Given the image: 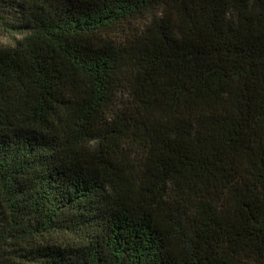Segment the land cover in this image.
Wrapping results in <instances>:
<instances>
[{"label": "trees", "instance_id": "1", "mask_svg": "<svg viewBox=\"0 0 264 264\" xmlns=\"http://www.w3.org/2000/svg\"><path fill=\"white\" fill-rule=\"evenodd\" d=\"M0 264H264V0H0Z\"/></svg>", "mask_w": 264, "mask_h": 264}, {"label": "rangeland", "instance_id": "2", "mask_svg": "<svg viewBox=\"0 0 264 264\" xmlns=\"http://www.w3.org/2000/svg\"><path fill=\"white\" fill-rule=\"evenodd\" d=\"M4 44H6V40L2 36H0V45Z\"/></svg>", "mask_w": 264, "mask_h": 264}]
</instances>
